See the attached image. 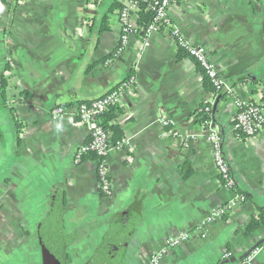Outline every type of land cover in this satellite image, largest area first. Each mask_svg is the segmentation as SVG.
<instances>
[{"label": "crops", "instance_id": "obj_1", "mask_svg": "<svg viewBox=\"0 0 264 264\" xmlns=\"http://www.w3.org/2000/svg\"><path fill=\"white\" fill-rule=\"evenodd\" d=\"M168 16L206 48L234 97L263 101L264 0H178ZM119 34L115 0L0 5V264H149L180 232L190 239L160 264H230L260 242L251 264H264V224L246 233L264 209V125L255 136L238 135L232 98L213 93L165 28L146 39L130 35L115 58ZM129 75L135 88L121 93L118 108L127 118L114 136H127L131 148L110 152L113 192L106 197L93 156L73 162L86 126L67 115L52 119L50 109L98 98ZM216 99L211 120L234 189L220 185L195 116ZM239 191L246 197L240 206L204 233L194 230ZM56 209L63 210V243L52 230ZM227 251L231 258L222 259Z\"/></svg>", "mask_w": 264, "mask_h": 264}, {"label": "built area", "instance_id": "obj_2", "mask_svg": "<svg viewBox=\"0 0 264 264\" xmlns=\"http://www.w3.org/2000/svg\"><path fill=\"white\" fill-rule=\"evenodd\" d=\"M4 0H0V5ZM121 4L117 12V18L120 25V34L115 49L112 52L113 57H118L127 44L128 38L132 34H141L142 37L149 38L150 35L165 28L171 38L174 40L178 51H182L185 56L192 59L198 69L203 74L206 81L216 95L223 94L231 97L234 106L233 129L238 135L246 137L255 136L264 125V101L253 103L234 97L233 86L222 79L216 70L215 64L210 60L206 48L191 43L181 33L177 25H174L168 16V9L171 4L178 0H117ZM151 15L149 21L144 24L139 23L138 12L141 7ZM111 59H106L105 64H109ZM136 78L129 75L116 88L104 93L98 98L81 101L72 105H55L50 109V117L57 119L63 115L69 116L88 130L87 140L80 144L74 151L73 162L78 164L87 156H93L96 166L97 183L104 196L112 195V183L108 167V156L112 150H125L131 148V141L127 136L115 137L109 130L104 129L100 124V116L109 106L120 105V96L123 90L135 88ZM122 109V108H121ZM208 114L211 112V103L200 108ZM123 111V110H122ZM127 115L120 113L115 119L120 127L123 126ZM164 125L172 124L169 119H161ZM204 128L203 137L211 147V154L214 166L216 168L220 185L226 189H234L236 183L232 177L229 164L223 154L222 136L218 127L212 124L211 120L201 122ZM173 135H177L173 132ZM245 195L236 193V195L227 200L222 205L214 208L211 213L205 216L194 226L197 233H204L205 226L214 219L222 218L226 213L241 205L245 201ZM190 239L189 232H180L177 235L168 236L161 249L152 253L148 257L149 264H160L161 259L178 245ZM256 253L253 249L247 256L235 260L230 264H251ZM232 254L227 251L222 255V259L231 258Z\"/></svg>", "mask_w": 264, "mask_h": 264}, {"label": "trees", "instance_id": "obj_3", "mask_svg": "<svg viewBox=\"0 0 264 264\" xmlns=\"http://www.w3.org/2000/svg\"><path fill=\"white\" fill-rule=\"evenodd\" d=\"M115 1L117 2V12H118V10H120V8H121V4L117 0H115ZM138 15H139V23L140 24H144L145 22L149 21L151 18L150 13L144 9V6L141 7V10L138 12ZM179 52L181 54H183L182 51H179ZM108 58H109V56H108ZM118 85L114 86L113 88H116ZM207 85H208V83H207ZM221 95L224 96L223 94H221ZM262 99L264 101V90L262 93ZM120 113L121 112H120L118 106L115 105V106H109L108 109L100 116L101 126L104 127V129L111 131L113 133V135H117L119 133V129L115 123V119L117 118V116ZM195 116L197 117L198 122H203L204 120H211L212 119L211 112H210V114H208V113L201 111V110H199ZM87 157H85V158H87ZM239 193H242V192L239 191ZM262 224H264V209L259 208L257 210V212L252 216L251 220L249 221V223L246 227V233L252 232L253 230L258 228ZM262 243L263 242L258 243L257 247L260 246Z\"/></svg>", "mask_w": 264, "mask_h": 264}, {"label": "water", "instance_id": "obj_4", "mask_svg": "<svg viewBox=\"0 0 264 264\" xmlns=\"http://www.w3.org/2000/svg\"><path fill=\"white\" fill-rule=\"evenodd\" d=\"M217 102H218L217 99L214 100V102H213V106H212V109H211V113H212L213 116H214V114H215V112H216ZM62 213H63V210H62V209H56V210L51 214V217H52V219H51L52 230H53V232L56 234V237L59 239V241H60L61 243H63V241H62V233H63V228H62ZM122 232H123V234H122L123 237L126 236V235H128V233H129V231L126 229V227H123ZM122 232H121V233H122ZM115 240H116L117 242H119L118 240H120V239H116V238H115ZM121 240H122V239H121ZM119 244H121V243H119ZM256 246H257V245H254L253 247H251V249H250L249 251H247V252L242 256V258L245 257V256H247V255H248L253 249L256 248ZM237 259H238V258H237ZM239 259H241V257H240ZM239 259H238V260H239ZM232 261H235V260H232ZM232 261H231V262H232Z\"/></svg>", "mask_w": 264, "mask_h": 264}]
</instances>
